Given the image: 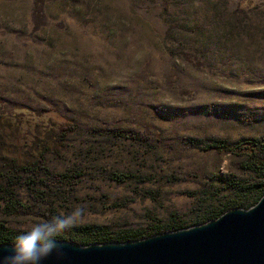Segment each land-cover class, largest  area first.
<instances>
[{
    "label": "rangeland",
    "instance_id": "1",
    "mask_svg": "<svg viewBox=\"0 0 264 264\" xmlns=\"http://www.w3.org/2000/svg\"><path fill=\"white\" fill-rule=\"evenodd\" d=\"M0 98L76 124L46 157L76 181L18 184L20 213L0 201L19 233L77 206L111 229L246 207L264 179L243 166L264 143V0H0Z\"/></svg>",
    "mask_w": 264,
    "mask_h": 264
},
{
    "label": "trees",
    "instance_id": "2",
    "mask_svg": "<svg viewBox=\"0 0 264 264\" xmlns=\"http://www.w3.org/2000/svg\"><path fill=\"white\" fill-rule=\"evenodd\" d=\"M181 54L190 59V56L184 51H181ZM43 111V109L28 103L0 98V201L8 213H20L26 211L30 206L29 203L19 197L18 184L25 183L32 194L38 197L40 194H34V192L37 190L42 193L43 188L41 186L50 187L73 183L76 181V176L81 173L79 167L54 170L46 164L47 154H59L66 145L67 135L76 129V124L70 119L57 123L45 117ZM229 145L222 138L203 141V146L218 149H228ZM250 156L248 162L247 158L245 159L243 166H251L262 172L264 168V143L259 144ZM129 174L131 173L120 170H113L108 173L109 177L117 180H123ZM237 182V185H240L241 181ZM241 185L247 187L245 184ZM249 188L256 190L258 198L264 190V179L253 181ZM241 204L242 201L239 200L232 203L231 206ZM220 212L214 209L207 210L200 219L213 217ZM180 226H182L181 222L170 220L165 223L152 224L149 228L122 226L111 229L107 223L83 222L79 227L69 230V234L74 240L85 243L94 240L136 238ZM19 234L21 233L0 220V241L13 242ZM61 235L57 238H62Z\"/></svg>",
    "mask_w": 264,
    "mask_h": 264
},
{
    "label": "water",
    "instance_id": "3",
    "mask_svg": "<svg viewBox=\"0 0 264 264\" xmlns=\"http://www.w3.org/2000/svg\"><path fill=\"white\" fill-rule=\"evenodd\" d=\"M60 254L42 264H264V191L244 207L136 238L57 239ZM13 242L0 241V258Z\"/></svg>",
    "mask_w": 264,
    "mask_h": 264
},
{
    "label": "clouds",
    "instance_id": "4",
    "mask_svg": "<svg viewBox=\"0 0 264 264\" xmlns=\"http://www.w3.org/2000/svg\"><path fill=\"white\" fill-rule=\"evenodd\" d=\"M85 210L77 206L66 215L35 222L29 230L16 236L10 254L0 258V264H42L50 256L60 254L57 237L79 227Z\"/></svg>",
    "mask_w": 264,
    "mask_h": 264
}]
</instances>
